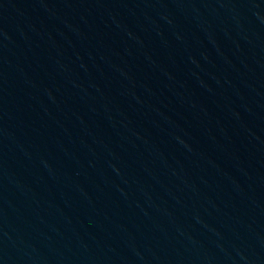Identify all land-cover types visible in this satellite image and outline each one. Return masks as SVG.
I'll return each mask as SVG.
<instances>
[{"label": "water", "instance_id": "water-1", "mask_svg": "<svg viewBox=\"0 0 264 264\" xmlns=\"http://www.w3.org/2000/svg\"><path fill=\"white\" fill-rule=\"evenodd\" d=\"M0 264H264V0H0Z\"/></svg>", "mask_w": 264, "mask_h": 264}]
</instances>
